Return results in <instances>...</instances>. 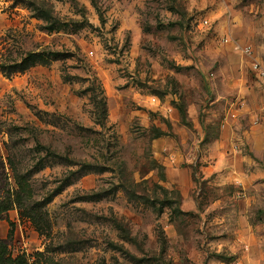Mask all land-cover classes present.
<instances>
[{
	"label": "rangeland",
	"instance_id": "obj_1",
	"mask_svg": "<svg viewBox=\"0 0 264 264\" xmlns=\"http://www.w3.org/2000/svg\"><path fill=\"white\" fill-rule=\"evenodd\" d=\"M259 69L264 0H0L10 253L264 264Z\"/></svg>",
	"mask_w": 264,
	"mask_h": 264
},
{
	"label": "trees",
	"instance_id": "obj_2",
	"mask_svg": "<svg viewBox=\"0 0 264 264\" xmlns=\"http://www.w3.org/2000/svg\"><path fill=\"white\" fill-rule=\"evenodd\" d=\"M20 188L8 190L5 195H0V219L2 213H6L12 208H19L22 204V196H20ZM178 196V193H176ZM42 253L38 254L41 255ZM0 264H36L35 260L30 261L23 254L12 255L8 248L6 238H0Z\"/></svg>",
	"mask_w": 264,
	"mask_h": 264
},
{
	"label": "crops",
	"instance_id": "obj_3",
	"mask_svg": "<svg viewBox=\"0 0 264 264\" xmlns=\"http://www.w3.org/2000/svg\"><path fill=\"white\" fill-rule=\"evenodd\" d=\"M9 219L15 221V219L12 215L9 216ZM9 227H10V222H8L6 219H0V238H6L7 237Z\"/></svg>",
	"mask_w": 264,
	"mask_h": 264
},
{
	"label": "built area",
	"instance_id": "obj_4",
	"mask_svg": "<svg viewBox=\"0 0 264 264\" xmlns=\"http://www.w3.org/2000/svg\"><path fill=\"white\" fill-rule=\"evenodd\" d=\"M249 46H246V47H244L243 49H242V51H244V52H249ZM255 67H257V65L255 64L254 65ZM259 72H260V74H262V75H264V69H259Z\"/></svg>",
	"mask_w": 264,
	"mask_h": 264
}]
</instances>
